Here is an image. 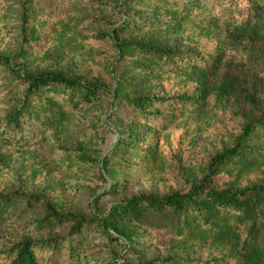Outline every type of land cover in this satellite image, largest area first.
Here are the masks:
<instances>
[{
    "label": "trees",
    "instance_id": "1",
    "mask_svg": "<svg viewBox=\"0 0 264 264\" xmlns=\"http://www.w3.org/2000/svg\"><path fill=\"white\" fill-rule=\"evenodd\" d=\"M74 2L99 14L51 17L28 0L19 50L0 49V92L15 97L0 123V146L29 152L40 139L65 141L74 116L104 106L128 127L111 145L96 114L80 153L53 151L55 170L33 163L40 179L58 172L83 182L96 178L103 191H93L89 215L68 211L60 197L0 192V228L33 214L23 232L0 237V264H82L94 246L106 247L119 264H264V80L228 55L264 48V0ZM91 25L99 30L89 42ZM195 36L215 40L214 47H176ZM96 39L107 44L95 61L107 79L62 69ZM155 87L167 94L152 93ZM188 128L196 138L217 131L215 154L204 163L182 158L179 188L162 197L129 193L170 166L171 136L188 135ZM108 147L102 171L87 174L85 166L96 164L87 149ZM0 161L12 166L14 154L0 152ZM151 246L168 255L144 260ZM206 246L219 257L185 255Z\"/></svg>",
    "mask_w": 264,
    "mask_h": 264
},
{
    "label": "rangeland",
    "instance_id": "2",
    "mask_svg": "<svg viewBox=\"0 0 264 264\" xmlns=\"http://www.w3.org/2000/svg\"><path fill=\"white\" fill-rule=\"evenodd\" d=\"M27 2L28 0H0V49H7L13 52L19 50L23 42V13ZM31 6L35 7L42 14L51 17L70 14L72 16L90 18L99 14L96 7H81L75 5L74 0H32ZM98 30L99 26L91 25V28H89L90 35L84 38L91 42L93 40L91 33ZM161 41L165 42V39L162 38ZM172 43H175V41L170 40L167 42L168 46ZM182 43V47L185 49L189 46L198 47V45H203L206 49H212L215 45V40L205 42L198 36L189 40L180 38L178 42L176 41V47L180 48ZM106 49L107 44L103 40L96 39L86 49L81 50L77 57L66 61L62 69L67 72L70 70L73 72L84 70L89 80L101 78L102 76L107 79V74L95 63L96 58L99 55L101 56L102 52ZM231 53L234 56L236 55L238 61L243 62L246 68L251 69L264 80V48L250 46L242 48L238 52L236 50L231 51L230 49L228 55H231ZM102 59L107 61L108 57L104 56ZM222 75L223 71L221 72ZM151 91L152 93L167 94L166 89L162 87H155ZM0 96L2 97L0 102V123H2V117L6 113L5 107L11 105L15 101V97L7 89L2 90ZM95 110L90 109L73 117L68 133L65 136V141L55 139L52 136L40 139L33 143V150L29 152L21 151L22 149L14 150L11 147L0 146V152L13 153L15 157L12 166L11 162L0 161V192L24 190L29 193H44L53 199L60 197L68 211L89 215L93 210V191H103L101 183H96V178L89 177L83 182L69 178L68 175L58 172L56 174L59 175L55 174L53 177L40 179L34 173L33 163L41 165L45 163L48 167L55 170L56 167L51 160L52 155H54L53 151L57 150L58 155L61 157L71 153H74V155L80 153L78 149L80 144L84 142V136L95 128L97 123L96 114H99L103 123L102 126H99L100 133L108 139L111 145L117 141L118 136L126 131L128 125L126 123L118 124L115 119L109 117L110 106H104L102 112L96 113ZM231 125H233L232 121L227 125V128H230ZM186 133L189 134L185 135L181 131L178 133L173 132L171 136L168 160V165L170 166L165 167L162 172L159 171L155 174L147 175L143 182L133 184L127 188L129 193H144L155 197H162L168 192L179 188L182 182L179 174L182 158L183 161L192 160L204 163L217 151V142L219 141V137L216 134L217 131L212 132L211 135L201 134L197 138L190 134L189 128ZM109 149L110 147L104 152H94L93 149H87L88 154L96 162L95 170V166H85L87 174L90 172L94 173L93 171L97 174L102 171L103 166L100 161L108 153ZM109 199L110 197H106L105 202L108 203ZM32 216V213L25 214L19 220L10 222L8 226L0 228V237L4 236V238L8 239L23 232L27 228L25 225ZM162 236L166 238L164 234ZM167 255L168 249L151 246L150 253L144 260L149 261L151 258L164 259ZM185 255L194 261L200 259L213 261L219 257L213 246L197 247L194 253L189 255L186 251ZM231 263L234 264L235 261L232 260ZM82 264L119 263L117 260L111 258L110 252L106 247L94 246L87 249V256Z\"/></svg>",
    "mask_w": 264,
    "mask_h": 264
}]
</instances>
